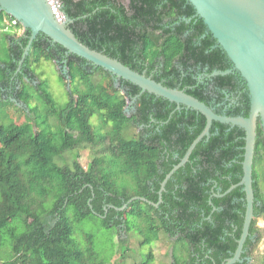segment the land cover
I'll return each instance as SVG.
<instances>
[{"label":"trees","instance_id":"1","mask_svg":"<svg viewBox=\"0 0 264 264\" xmlns=\"http://www.w3.org/2000/svg\"><path fill=\"white\" fill-rule=\"evenodd\" d=\"M61 3L73 20L69 28L82 42L210 106L223 99L222 91L233 92L243 83L237 71L211 76L233 63L188 0ZM6 18L13 19L0 11V264H109L110 258L97 250L93 233L76 234L77 225L88 217L115 227L119 236L127 232L130 238L138 231L142 245L162 234L176 237L187 244L186 256L181 259L175 248L171 264H223L232 257L242 233L245 191L238 186L221 198H210L208 190L211 180L224 193L242 179L245 131L214 121L210 137L197 144L189 161L167 181L159 206L142 200L129 203L134 196L159 201L163 180L204 130L206 117L193 109L187 114L174 111L175 103L141 93L137 85L117 80L74 54L65 64L69 100L60 105L37 71L43 61L62 64L66 49L39 35L23 72L14 77L31 32H1ZM203 73L208 76L199 79ZM11 84V97L26 107L18 108L26 116L21 122L11 112L1 113L2 106H17L5 95ZM134 98L128 115L125 109ZM249 110L245 85L239 104L228 115L247 116ZM257 134L254 218L245 254L251 258L261 239L258 218L264 217L258 173L264 162L261 122ZM83 149L91 152L87 168L79 161ZM235 199L242 201L233 203ZM126 203L125 209H117ZM228 228L232 234L225 233ZM152 257L151 252L136 264H149Z\"/></svg>","mask_w":264,"mask_h":264},{"label":"water","instance_id":"2","mask_svg":"<svg viewBox=\"0 0 264 264\" xmlns=\"http://www.w3.org/2000/svg\"><path fill=\"white\" fill-rule=\"evenodd\" d=\"M195 8L210 32L226 52L233 63L232 68L216 70L211 76L225 75L237 71L247 85L250 97V110L245 115H228L218 113L213 106L189 94L185 89L169 87L155 80L146 71L139 72L127 66L117 58L93 49L82 42L69 28L73 21L66 14L61 21L56 16L49 0H0V11H4L17 19L24 30L31 34L24 49L20 66L30 54L34 41L39 35H46L54 44L66 49L67 55H77L96 67H102L110 72L117 80L129 81L141 88V93L149 92L175 103L178 108L187 107L206 117L204 130L192 142L179 163L166 175L159 191V201L154 203L143 196H134L129 203L142 200L159 206L162 202L163 191L171 176L190 159L197 144L211 135L213 122H220L238 126L245 131V152L242 162L243 176L239 183L232 185L226 193L238 186H243L246 194V212L241 237L234 255L225 264H235L241 260L245 242L250 234V227L254 218L255 190H254V156L257 141L258 124L264 131V0H188ZM66 67V66H65ZM67 68V67H66ZM68 70V69H67ZM67 72V71H66ZM68 77V75H67ZM119 85V82H117ZM68 87L70 81L68 77ZM16 102L17 99L12 97ZM134 100H131L134 103ZM128 106L126 107L127 111ZM128 206L117 208L123 210ZM114 207V206H111ZM93 209V206H91Z\"/></svg>","mask_w":264,"mask_h":264},{"label":"rangeland","instance_id":"3","mask_svg":"<svg viewBox=\"0 0 264 264\" xmlns=\"http://www.w3.org/2000/svg\"><path fill=\"white\" fill-rule=\"evenodd\" d=\"M10 30L12 33L17 31L16 36L22 34L21 30H17L16 28L10 27ZM66 71L67 68L65 66L54 63L53 61H43L37 71L42 79L47 80L50 92L60 105L66 104L69 100L68 86L59 74H63L68 81ZM15 104L17 106L10 105L8 109L7 106H2L4 108L1 113L3 111L11 112L16 120L19 122L24 121L26 119L24 111H19L18 108L26 109L25 105L18 101H16ZM133 104L134 103L129 100L127 108L128 115H131L133 111ZM52 122L54 125H57L55 119H53ZM70 154L69 157H71L72 161L75 155L74 151L70 152ZM79 161L84 168H87L91 161V152L89 149L80 151ZM258 170L261 188L264 193V162L260 163ZM258 227L261 229V239L253 250L251 258L252 264H262L264 259V217L258 219ZM79 232H90L95 235L97 250L102 256L110 258L109 264H119L120 262H124V264H136L146 260L151 252L153 253V257L149 260V264H171L173 260V250L175 248V251L179 252L181 255V259H185L186 256V252L183 251V248L187 249V244L185 243V246L182 245L180 240L177 241L176 237L170 238L162 234L158 240H153L149 244L142 245L140 242L143 237L138 231L133 230V232H131L132 237L130 238L127 232H121L119 236L115 227L108 228L104 226L101 220L96 217H88L79 223L77 225L76 234ZM120 238L124 240L123 242L125 243H121ZM123 253L124 257H122Z\"/></svg>","mask_w":264,"mask_h":264},{"label":"flooded vegetation","instance_id":"4","mask_svg":"<svg viewBox=\"0 0 264 264\" xmlns=\"http://www.w3.org/2000/svg\"><path fill=\"white\" fill-rule=\"evenodd\" d=\"M10 27L16 28V26H11V25L9 24V19L6 18V25L4 26V28L2 29L1 32H4V31H7V30H10ZM50 45H55V44L52 43V44H50ZM67 56H68V55H67L66 52H65L64 55H62V64H60V65L65 66V64H66V57H67ZM21 58H22V57H21ZM20 60H21V59H20ZM20 60H19V64H18L17 70H16V72H15V74H14V77L17 76L19 72H23L22 70H23V65H24L25 62L22 64L21 70L18 71V68H19V66H20ZM25 61H26V60H25ZM206 76H208V74H206V73L204 74V73H203L202 75L199 76V79H203V78L206 77ZM14 77H13V80L15 79ZM16 82H18V80H16ZM245 85H246V84H245V81L243 80V83L241 82L240 86H239L235 91H233V92H229V91H227V90L222 91L223 93H225V96L223 97V99H222L220 102H217V103L213 104V107L215 108V110L218 111V112H220L221 114H224V113H227V114H228V112L230 111L231 108H233L234 106H237V105L239 104V99H240V97H241L242 91L245 90ZM246 90H248V89H247V85H246ZM12 94H13V84H11V88H8V90H7V92H6L5 95L8 96V97H10V98H12V97H11V96H13ZM133 109H134V104H133ZM175 110H178L180 113H182V112L185 111L186 114H187L188 111H189V110H192V109L187 108V107L178 108V107L176 106L175 109H174V111H175ZM131 114H132V112H131ZM210 183H211V184H210V189L208 190V191L210 192V194H211V197H210V198H212V197H215V198H221V197H223L224 195L228 194V193H226V191H225L224 193H221V188H220V186H219V184H218V182H217L216 180H211ZM238 183H239V182H238ZM236 184H237V183H236ZM233 185H235V184H233ZM234 189H235V188H234ZM234 189H233V190H234ZM243 190H244V189H243ZM230 192H231V191H230ZM230 192H229V193H230ZM240 201H242V200H240V199H235V200L233 201V203H235V202H240ZM210 204L213 205L212 201H210ZM244 205L246 206V201H245V204H244ZM254 206H255V205H254ZM215 209H216V207H215L213 210H215ZM222 209H224L223 206L218 208V210H222ZM237 209H238V208H237ZM245 212H246V210H245ZM244 217H245V215H244ZM208 218H210V217H208ZM260 218H262V217H260ZM260 218H258V219H260ZM243 223H244V222H243ZM228 224L231 225V220L228 222ZM242 229H243V227H242ZM231 232H232V231H230L229 228L225 230V233H226V234H232ZM241 234H242V233H241ZM240 237H241V236H240ZM249 238H250V234H249V236H248V238H247V240H246V242H245V245H244V251H243V253H242L241 260L238 261V262H243L244 260H247V262L251 263V257L245 255V254L248 252V250H247V248H246V244H247ZM252 239H253V237H252ZM238 240H239V239H238ZM254 241H256V239H254ZM256 244H257V242L255 243V245H256ZM237 246H238V245H237ZM236 249H237V248H236ZM234 253H235V252H234ZM205 257H208V256L206 255ZM229 258H231V257H229ZM229 258H224V260H223V264H225ZM251 264H252V263H251Z\"/></svg>","mask_w":264,"mask_h":264},{"label":"built area","instance_id":"5","mask_svg":"<svg viewBox=\"0 0 264 264\" xmlns=\"http://www.w3.org/2000/svg\"><path fill=\"white\" fill-rule=\"evenodd\" d=\"M49 2L51 3L53 10L56 14V16L59 18V20L63 21L66 18L65 13L62 11V3L61 0H49ZM9 24L11 26H17L20 24V22L13 18L12 20H9Z\"/></svg>","mask_w":264,"mask_h":264},{"label":"crops","instance_id":"6","mask_svg":"<svg viewBox=\"0 0 264 264\" xmlns=\"http://www.w3.org/2000/svg\"><path fill=\"white\" fill-rule=\"evenodd\" d=\"M23 31H24V29L22 28V29H21V33H23Z\"/></svg>","mask_w":264,"mask_h":264}]
</instances>
